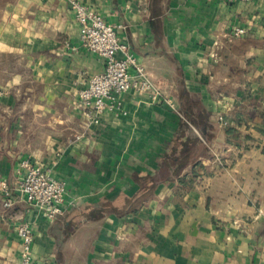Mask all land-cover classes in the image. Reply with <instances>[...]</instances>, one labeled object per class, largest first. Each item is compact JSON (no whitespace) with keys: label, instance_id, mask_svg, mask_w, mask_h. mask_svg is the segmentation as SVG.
<instances>
[{"label":"crops","instance_id":"0c3cea01","mask_svg":"<svg viewBox=\"0 0 264 264\" xmlns=\"http://www.w3.org/2000/svg\"><path fill=\"white\" fill-rule=\"evenodd\" d=\"M70 1L0 0V264L21 222L35 264H264V0H76L124 26L169 99L130 91L99 125L77 93L105 60ZM24 160L68 182L63 215L18 193Z\"/></svg>","mask_w":264,"mask_h":264},{"label":"built area","instance_id":"2783aa9c","mask_svg":"<svg viewBox=\"0 0 264 264\" xmlns=\"http://www.w3.org/2000/svg\"><path fill=\"white\" fill-rule=\"evenodd\" d=\"M224 3H252L255 0H221ZM76 20L80 25L83 48L105 60L102 73L93 76L87 85L78 90L77 96L81 110L87 120L99 125L107 113H125L122 108V97L130 91L149 94L155 101H169L155 87L142 60L133 52L131 46L123 41V25L108 22L101 14L88 10L76 0L70 1ZM247 34L246 29L239 27L232 31L233 37ZM169 103V102H168ZM221 125H226L219 117ZM18 193L31 206L41 209L49 219L63 215L68 182L58 179L50 169L24 160L18 170ZM0 193L3 195V206L11 208L16 196L6 180L0 179ZM20 241V257L14 264H35V232L27 222L16 227Z\"/></svg>","mask_w":264,"mask_h":264},{"label":"trees","instance_id":"16d2710c","mask_svg":"<svg viewBox=\"0 0 264 264\" xmlns=\"http://www.w3.org/2000/svg\"><path fill=\"white\" fill-rule=\"evenodd\" d=\"M163 1L164 0H151L149 7L155 16L164 14L163 8L159 6L161 3H163ZM240 49H241V45H239V47H238V50H240ZM228 130H229V132H231V129H228Z\"/></svg>","mask_w":264,"mask_h":264}]
</instances>
